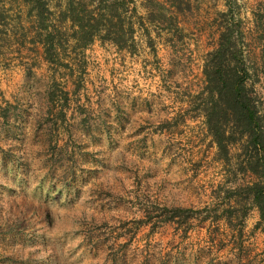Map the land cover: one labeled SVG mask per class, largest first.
<instances>
[{"label": "rangeland", "instance_id": "rangeland-1", "mask_svg": "<svg viewBox=\"0 0 264 264\" xmlns=\"http://www.w3.org/2000/svg\"><path fill=\"white\" fill-rule=\"evenodd\" d=\"M66 1L44 0L49 62L35 10L0 0V264H264L255 206L240 231L213 219L224 189L255 175L237 167V144L229 160L217 156L195 107L229 0H161L154 21L150 0H131L144 24L130 48L75 45ZM230 1L264 107V0ZM162 203L193 216L136 223L142 206L157 214Z\"/></svg>", "mask_w": 264, "mask_h": 264}, {"label": "trees", "instance_id": "trees-1", "mask_svg": "<svg viewBox=\"0 0 264 264\" xmlns=\"http://www.w3.org/2000/svg\"><path fill=\"white\" fill-rule=\"evenodd\" d=\"M29 11L35 10L44 37L42 43L47 61L55 60L56 43L53 30L45 23L47 7L44 0H25ZM131 0H67L62 10L70 21L75 45L85 47L94 39L110 40L118 47L133 46L134 23L144 24L142 15ZM178 8L175 0H169ZM158 12L149 11L154 21L165 16L161 0H150ZM129 10V14L127 11ZM220 30L216 45L205 53L202 72L204 83L196 94L195 107L203 117L206 129L216 146V154L223 160L230 159V145L237 144L236 165L242 171L255 175L254 180L224 189L222 203L213 219L223 218L232 229L240 231L244 216L252 206L258 210L256 224L264 230V107L254 92L250 69L242 54L243 31L241 19L232 1L220 11ZM132 17L136 19L133 20ZM151 17V18H150ZM173 18V15L171 14ZM170 17V18H171ZM171 22V19H169ZM168 21V22H169ZM264 25V24H263ZM145 29H147L145 27ZM261 64L264 74V34L261 33ZM144 216L134 218L136 223L149 222L151 228L161 221L181 225L193 216L192 206L162 203L160 211L153 214L149 206H142ZM207 211V208L205 207ZM155 216V218H153ZM187 228L184 227V231ZM118 256L111 264H118ZM165 263V262H164ZM167 264V263H165Z\"/></svg>", "mask_w": 264, "mask_h": 264}]
</instances>
